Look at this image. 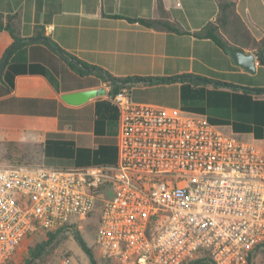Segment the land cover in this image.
<instances>
[{"label": "crops", "instance_id": "0c3cea01", "mask_svg": "<svg viewBox=\"0 0 264 264\" xmlns=\"http://www.w3.org/2000/svg\"><path fill=\"white\" fill-rule=\"evenodd\" d=\"M219 2L0 0V15L14 17L16 36L34 37L8 58L13 87L0 82V164L51 171L116 162L118 109L107 96L109 88L95 74H77L62 53L115 78L187 76L182 83L136 85L132 101L180 109L224 134L264 144V64L257 50L243 49L255 56L250 74L212 40L196 35L215 24ZM235 11L252 38L263 40L264 0H235ZM140 20L168 21L179 32L154 30ZM11 43L8 33L0 32V60ZM99 88L105 96L79 105L61 99ZM161 88H170L173 96L133 97L137 90Z\"/></svg>", "mask_w": 264, "mask_h": 264}, {"label": "built area", "instance_id": "2783aa9c", "mask_svg": "<svg viewBox=\"0 0 264 264\" xmlns=\"http://www.w3.org/2000/svg\"><path fill=\"white\" fill-rule=\"evenodd\" d=\"M133 88L109 97L114 164H0V264L28 237L66 236L89 221L107 264H253L262 255L264 149L180 109L136 104Z\"/></svg>", "mask_w": 264, "mask_h": 264}, {"label": "trees", "instance_id": "16d2710c", "mask_svg": "<svg viewBox=\"0 0 264 264\" xmlns=\"http://www.w3.org/2000/svg\"><path fill=\"white\" fill-rule=\"evenodd\" d=\"M160 10H162L161 7ZM13 20L14 17L4 18L2 15H0V32L8 33V35L12 39L11 45L4 51V54L0 60V65L5 60V56L8 50L11 49L14 44H17V46L14 47L12 51L16 50L24 44H30L34 42V37L30 39H21L16 36L13 28ZM139 22H141L144 26L152 28L154 30L164 29L168 31L179 32V30L176 29L174 25L169 23L168 21L140 20ZM196 35H203L205 38L212 40L215 44H217L219 47H221L227 52L243 51V49L250 48L256 49L259 56V52L264 46V39L259 42H256L244 26L239 16L237 15L235 11V0H220L219 13L216 18L215 24H207L201 30V33H198ZM44 43L55 49L54 45L50 43L47 38L44 39ZM62 54L65 57L66 63L80 76L95 74L102 80L103 83H106L107 87L109 88L107 93L108 97H113L118 92V90L124 86L130 88L136 85L151 86L155 84H166L178 81L182 83L185 79L188 78L187 76H177L165 79L142 77H130L123 79L115 78L109 75L107 72H104L97 67L83 63L67 53ZM70 59L76 61L78 65H75L74 63L69 61ZM259 62L261 64H264V60H262L261 58H259ZM9 68V59H7L5 67L0 76V82L8 84L9 88L11 89L13 87V75L11 74ZM87 224L88 227H95L94 221H89ZM56 236V234L47 233L46 241L37 243L33 247H28L24 254L23 264L44 263L46 259L45 257L50 254L58 245V241L55 240ZM75 237L76 240L79 242L81 249L88 257V264H97L93 257V254L83 242L82 238L78 236V234ZM262 255L264 256V252L262 253Z\"/></svg>", "mask_w": 264, "mask_h": 264}, {"label": "rangeland", "instance_id": "374dc122", "mask_svg": "<svg viewBox=\"0 0 264 264\" xmlns=\"http://www.w3.org/2000/svg\"><path fill=\"white\" fill-rule=\"evenodd\" d=\"M156 96L161 101L169 100L173 94L170 88H161L155 90V92H145L142 93L139 90L133 92V97L140 96ZM136 99V98H135ZM132 100V97H131ZM163 104V102H161ZM255 145V144H254ZM257 147L264 148V144L260 143L256 145ZM2 151H0V156ZM78 224V222H77ZM81 225V224H80ZM83 227L85 225L83 224ZM76 231V232H75ZM80 236L86 246L89 248L93 257L97 264H106L104 261L100 259L99 256V248L95 245V227H86L83 229H75L74 232L70 230L68 235H57L56 241H58V245L54 248V250L48 254L45 258L44 263L42 264H88V257L83 252L80 247L79 242L76 240V235ZM47 237L38 233L31 237L26 238L17 248L16 252L9 260L7 264H23L24 254L28 247H33L37 243L46 241ZM208 264V263H206ZM254 264H264V256L260 255L257 261Z\"/></svg>", "mask_w": 264, "mask_h": 264}, {"label": "water", "instance_id": "95a60500", "mask_svg": "<svg viewBox=\"0 0 264 264\" xmlns=\"http://www.w3.org/2000/svg\"><path fill=\"white\" fill-rule=\"evenodd\" d=\"M16 46H17V44H14V46L8 50V52L5 56V60L0 65V76H1V73L4 69V67H5L6 60L9 58L13 48ZM57 52L59 54H61V52L59 50H57ZM228 53H229L233 63L236 66L240 67L242 70H244L250 74L255 73V66H254L255 56L253 54L245 53L243 51H235V52H228ZM258 57L261 58L262 60H264V46H263L262 50L259 52ZM69 61H71L75 65H78V63L72 59H70ZM231 87L234 88L235 86H231ZM246 90H249V89H246ZM250 91H254V90H250ZM105 94H106V90L104 88H99V89H94V90H89V91H83V92H78V93H73V94L62 95L61 99L69 105H79V104H82L84 102H87L88 100L103 97V96H105Z\"/></svg>", "mask_w": 264, "mask_h": 264}]
</instances>
